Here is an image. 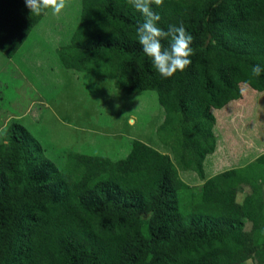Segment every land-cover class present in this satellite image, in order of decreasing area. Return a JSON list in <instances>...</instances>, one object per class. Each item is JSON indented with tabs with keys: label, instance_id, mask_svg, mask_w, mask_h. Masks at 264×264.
Wrapping results in <instances>:
<instances>
[{
	"label": "trees",
	"instance_id": "16d2710c",
	"mask_svg": "<svg viewBox=\"0 0 264 264\" xmlns=\"http://www.w3.org/2000/svg\"><path fill=\"white\" fill-rule=\"evenodd\" d=\"M152 8L160 27L183 24L192 35L185 71L156 72L137 41L143 17L128 0H81L58 58L127 95L154 91L164 111L160 142L180 128L173 156L133 140L116 161L68 151L57 166L11 124L0 141V264H264V153L205 176L217 147L212 111L240 101L242 84L264 91V73L251 75L264 65V0H163ZM44 16L25 0H0V52L12 58ZM179 169L201 179L196 192Z\"/></svg>",
	"mask_w": 264,
	"mask_h": 264
},
{
	"label": "rangeland",
	"instance_id": "374dc122",
	"mask_svg": "<svg viewBox=\"0 0 264 264\" xmlns=\"http://www.w3.org/2000/svg\"><path fill=\"white\" fill-rule=\"evenodd\" d=\"M66 3L59 16L47 11L12 58L0 52V141L4 131L18 123L57 166L68 151L116 161L127 156L133 140L172 157L180 128H174L167 145L160 142L157 128L164 111L154 91L127 95L110 79L61 66L58 51L69 44L81 14V0ZM240 87V101L212 111L217 147L206 159V178L252 162L264 151V91ZM179 175L192 192L202 185L192 172L179 169ZM248 191L243 188L237 200ZM251 226L247 223L245 230ZM246 264L257 263L252 259Z\"/></svg>",
	"mask_w": 264,
	"mask_h": 264
},
{
	"label": "clouds",
	"instance_id": "9594fccd",
	"mask_svg": "<svg viewBox=\"0 0 264 264\" xmlns=\"http://www.w3.org/2000/svg\"><path fill=\"white\" fill-rule=\"evenodd\" d=\"M128 3L143 17V23L136 27L137 41L156 72L164 78H171L177 72L185 71L192 63L190 57L194 55L191 47L193 37L183 24H170L167 30L159 26L161 17L152 5L162 6L163 0H128ZM25 4L32 15L37 16L47 14L49 9L53 15L59 16L67 7L66 0H25ZM165 40L168 41L167 47L163 43ZM262 73L264 65L252 66L253 77H259Z\"/></svg>",
	"mask_w": 264,
	"mask_h": 264
},
{
	"label": "crops",
	"instance_id": "0c3cea01",
	"mask_svg": "<svg viewBox=\"0 0 264 264\" xmlns=\"http://www.w3.org/2000/svg\"><path fill=\"white\" fill-rule=\"evenodd\" d=\"M16 71H17V70H16ZM16 75H17L18 77H20L19 74H18V71H17ZM39 101H41V100H39ZM40 103H42V102H40ZM263 153H264V151H263L262 153L256 155V157H254V160H255L257 157H259L261 154H263ZM249 163H251V161L247 162L246 164H244V165H242V166H240V167H244L245 165H247V164H249ZM212 164H213V163H212ZM213 166H214V165H213ZM234 168H236V167H234ZM211 169H212V167H211ZM230 169H231V168H230ZM225 170H227V169H224V170H222V171H225ZM222 171H220V172H222ZM220 172H218V173H220Z\"/></svg>",
	"mask_w": 264,
	"mask_h": 264
}]
</instances>
